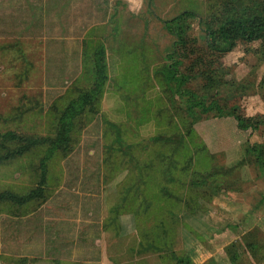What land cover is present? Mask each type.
Instances as JSON below:
<instances>
[{
	"label": "rangeland",
	"instance_id": "obj_1",
	"mask_svg": "<svg viewBox=\"0 0 264 264\" xmlns=\"http://www.w3.org/2000/svg\"><path fill=\"white\" fill-rule=\"evenodd\" d=\"M222 4L0 0V136L53 139L69 103L91 97L70 117L68 149L46 162L45 197L0 203V246H35L30 263L44 264L71 254L77 264H264V167L249 150L264 143L261 39L218 57L197 29L201 42L180 56L186 82L165 80L175 38L163 21L187 10L219 18ZM208 70L226 87L206 84ZM184 91L257 127L196 111ZM48 144L0 160V192L35 188ZM15 146L0 137V155Z\"/></svg>",
	"mask_w": 264,
	"mask_h": 264
},
{
	"label": "trees",
	"instance_id": "obj_2",
	"mask_svg": "<svg viewBox=\"0 0 264 264\" xmlns=\"http://www.w3.org/2000/svg\"><path fill=\"white\" fill-rule=\"evenodd\" d=\"M224 4L223 11L220 13V17L207 16L200 18L193 11H182L178 15L164 20V27L167 32L174 36V49L169 55L172 58V62L166 65L165 68V80L167 82H174L178 88L181 87L187 80L184 74L179 73V65L181 57L184 51L190 47H197L198 33L197 29L202 33L205 48L208 51L214 52L220 57L225 51L231 50L237 40L253 41L261 39L262 47L256 51V55L259 59H264V0H222ZM222 4V5H223ZM194 30V31H193ZM191 31L195 33V38L187 39V34ZM191 35V34H190ZM201 37V36H200ZM189 41V42H188ZM221 44H226L227 48L224 50L221 48ZM189 45V46H188ZM188 46V47H187ZM103 49L99 47L95 51L93 66L98 72L95 73V82L97 83L104 74V69L101 65L103 59ZM260 51L262 53H260ZM102 71V72H101ZM217 71L208 70L205 77L206 84L210 86L224 84L227 85L226 80H222V72L220 78L217 76ZM93 91V90H92ZM182 91V90H180ZM184 95L187 96V100L190 102L193 109L196 111L206 112L212 109L219 116H230L234 123L242 130V132L252 133L257 125L251 120L250 117L245 118L240 113L236 112V108L223 109L215 102L207 103L204 96H199L197 93L191 91H184ZM90 95L82 94L69 103L67 108L62 113L59 119V126L56 132V136L53 139H45L40 137H22L14 132H7L1 135V139L4 141H12L16 143V146L11 150L5 151L0 155V160H8L14 157H18L26 153L27 151L44 144H48V147L40 159V177L37 186L31 189L25 195H16L8 191L0 192V203L4 201H10L16 206H21L33 201H41L45 196L44 185L46 184V162L51 157V153L55 150L64 151L68 149L66 140H69L67 129L69 128L70 117L73 116V112L83 108L87 102L90 103ZM83 103V104H82ZM78 104L77 107H75ZM68 121L65 122V120ZM250 152L254 155L255 160L264 167V143L254 144L249 147ZM235 257V256H234ZM232 256V259L234 258ZM188 259V258H186ZM184 259H180L178 264H184ZM189 261V259H188ZM234 261V260H233Z\"/></svg>",
	"mask_w": 264,
	"mask_h": 264
},
{
	"label": "crops",
	"instance_id": "obj_3",
	"mask_svg": "<svg viewBox=\"0 0 264 264\" xmlns=\"http://www.w3.org/2000/svg\"><path fill=\"white\" fill-rule=\"evenodd\" d=\"M34 247L35 246H0V255H5L4 259L7 260L8 264H44V261L42 262L39 261V263H30L32 262L30 260L34 256L33 255L30 256L28 254L30 253V249L32 252L34 250H37V248ZM41 259H43V257ZM67 260H69V262H67ZM53 261L55 262V259ZM60 261L61 262H59V264H77L78 257L75 254H71L69 257L68 256L61 257ZM94 264H98L97 261Z\"/></svg>",
	"mask_w": 264,
	"mask_h": 264
}]
</instances>
